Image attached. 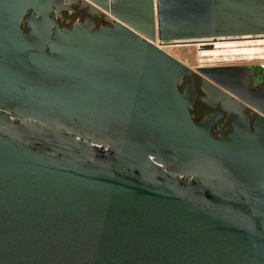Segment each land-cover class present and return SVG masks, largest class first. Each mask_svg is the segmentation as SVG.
<instances>
[{"label":"water","instance_id":"water-1","mask_svg":"<svg viewBox=\"0 0 264 264\" xmlns=\"http://www.w3.org/2000/svg\"><path fill=\"white\" fill-rule=\"evenodd\" d=\"M78 1L109 25L0 0V264H264V100L196 68L262 115L214 137L157 46L262 37L264 0Z\"/></svg>","mask_w":264,"mask_h":264},{"label":"flooded vegetation","instance_id":"flooded-vegetation-1","mask_svg":"<svg viewBox=\"0 0 264 264\" xmlns=\"http://www.w3.org/2000/svg\"><path fill=\"white\" fill-rule=\"evenodd\" d=\"M89 12L97 14L96 11L90 10L82 2L78 0H72V4L69 8L63 9L58 17L57 21L61 27L71 28L76 24H83L87 19L93 20L96 28L102 26H108L109 23L103 19L97 17H92ZM30 15H27L29 17ZM29 28L25 24L23 31L27 33ZM239 40H255L264 41V36L262 37H246V38H228V39H218L210 45H201L203 47L215 45L214 42L220 41H239ZM248 42V41H244ZM241 68L243 74L249 77V85L246 89L247 93L255 95L254 98L264 100V63H227V64H217L211 66H203L197 68ZM192 82L195 86V98L193 101L192 109L190 110L192 119L195 124L204 122L208 117L211 121V134L214 137H228L230 133L233 132L234 127L238 123H243L246 119L250 125L251 131H253L252 125L256 121L257 123H262V115L252 107L245 104H237L230 98L226 97L220 92V89L209 86L205 83L204 78L201 74L193 70V73L186 76L184 84L180 87V92L183 88ZM257 93V94H256ZM259 94V95H258ZM264 107V103H262ZM15 122V121H14Z\"/></svg>","mask_w":264,"mask_h":264},{"label":"rangeland","instance_id":"rangeland-1","mask_svg":"<svg viewBox=\"0 0 264 264\" xmlns=\"http://www.w3.org/2000/svg\"><path fill=\"white\" fill-rule=\"evenodd\" d=\"M205 40L203 43H185V44H178V45H170V46H161V48L166 51L168 54L172 55L179 61H181L186 66L190 67L191 69L195 70L197 67L203 66H211L217 64H227V63H264V41H255V40H239V41H232L234 44L238 46V52L234 55V60L231 59L229 56L232 54L231 52H219L218 54L221 58L217 57H205L201 58L200 50L201 45H207L213 42H207ZM210 41V40H209ZM212 41V40H211ZM248 41V42H244ZM216 44H231V41H220L214 42ZM206 47V46H205ZM208 50L215 49L213 47H206ZM212 48V49H211ZM240 53V54H238ZM249 53V54H248ZM238 54V55H237ZM252 54V55H251ZM228 57L229 60H225V57ZM252 56V57H251ZM254 58V59H252ZM260 58V59H259ZM225 60V61H224ZM232 61V62H231Z\"/></svg>","mask_w":264,"mask_h":264},{"label":"bare ground","instance_id":"bare-ground-1","mask_svg":"<svg viewBox=\"0 0 264 264\" xmlns=\"http://www.w3.org/2000/svg\"><path fill=\"white\" fill-rule=\"evenodd\" d=\"M209 41V40H208ZM207 41V42H208ZM204 43V42H203ZM205 45V44H204ZM207 45H210V43L209 44H207ZM223 44H216V45H214L215 46V49H213V50H208L206 47H208V46H206V47H201V52H200V57L201 58H205V57H217L218 59L219 58H221V56L218 54L219 52H231L232 54L229 56L231 59H235L234 58V55H236V53L238 52V46L236 45V44H234V43H227V44H225V46H222ZM210 47V46H209ZM212 49V48H211ZM219 50H221V51H219ZM238 54H240V53H238ZM237 54V55H238ZM249 54V53H248ZM252 55V54H251ZM261 55H264V54H260V56ZM252 57V56H251ZM225 60H229V58L226 56L225 58H224ZM252 59H254V58H252ZM260 59V58H259ZM224 60V61H225ZM232 62V61H231Z\"/></svg>","mask_w":264,"mask_h":264},{"label":"built area","instance_id":"built-area-1","mask_svg":"<svg viewBox=\"0 0 264 264\" xmlns=\"http://www.w3.org/2000/svg\"><path fill=\"white\" fill-rule=\"evenodd\" d=\"M157 46H159L161 48V46L159 44H157Z\"/></svg>","mask_w":264,"mask_h":264}]
</instances>
